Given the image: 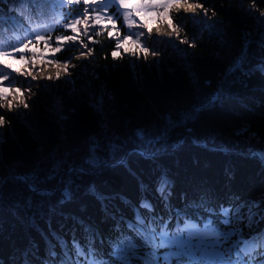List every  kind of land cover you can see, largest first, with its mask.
I'll return each instance as SVG.
<instances>
[{
    "label": "trees",
    "instance_id": "16d2710c",
    "mask_svg": "<svg viewBox=\"0 0 264 264\" xmlns=\"http://www.w3.org/2000/svg\"><path fill=\"white\" fill-rule=\"evenodd\" d=\"M201 2L209 12L206 16L198 12L191 21L189 41L194 47L187 43L170 46L158 59L149 56L147 61L127 54L114 60V44L102 35L99 44H89L95 49L92 98L69 87L58 88L52 95L38 96L32 110L15 116L11 127L2 130L0 175L8 176L9 183L0 195V258L6 264H43L49 248L57 245L60 250L59 241L71 244L75 236L84 243L91 238L86 227L96 233L95 243H107L121 222L128 231L127 222H134L139 202L145 198L158 216H164L168 209L155 191L162 173L173 182L169 200L173 211L193 207L201 200L212 205L227 203L242 208L244 216L239 223L246 225L250 208L256 231L264 232L260 220L264 162L258 155L264 150V75L254 67L264 56V27L259 23L264 0H255V7L252 0ZM26 8L17 0H4L0 18H19ZM83 8V2L65 5L51 14L53 39L70 34L54 20L63 13L66 23L80 16ZM245 39L250 46L244 68L253 69L254 74L249 77L237 72L219 102L183 119L223 83L221 74L240 54ZM15 42L16 35L6 29L0 35L2 47ZM68 47L70 50L56 58L63 61L79 54L78 45ZM32 51L50 55L43 44ZM169 117L174 126L157 145L154 159L131 157L125 167L108 158L107 165L83 178L71 200L63 204L59 197L45 200L39 211L35 202L31 210L24 206L30 194L11 180L13 174L46 165L50 153L83 145L102 129L125 137L138 127L160 129ZM242 127L248 132L238 135ZM140 181L147 191L141 189Z\"/></svg>",
    "mask_w": 264,
    "mask_h": 264
},
{
    "label": "snow or ice",
    "instance_id": "6c2138e0",
    "mask_svg": "<svg viewBox=\"0 0 264 264\" xmlns=\"http://www.w3.org/2000/svg\"><path fill=\"white\" fill-rule=\"evenodd\" d=\"M17 2L27 5L19 18H0V35H3L5 29L16 35L14 44L0 46V136L6 126L11 127L14 116L23 114L21 109L27 112L34 108V97L38 92L33 89L38 86L31 81L43 79L56 83L67 78V83H74L71 79L72 70L78 65L73 64L72 60L91 58L95 49L89 47V44H99L98 38L102 35L114 44L111 50L114 60L127 54L147 61L149 56L159 58L162 55L159 50L151 47L154 30L161 32L166 29L169 36L174 35L181 44L187 43L189 47H194V42H190L187 35L180 38L185 32L187 19L189 15L198 12L205 16L209 12L201 0ZM81 2L84 8L80 16L64 23L61 13L54 20L56 26H62L70 34L62 33L53 39L54 28L49 24L51 14L57 9L62 10L65 5H80ZM38 5L41 6L39 9ZM252 6L255 7V0H252ZM112 8L115 11H111ZM260 17L262 19L259 23L264 27V11L260 12ZM40 44L50 55L32 51L33 47ZM125 44L134 45L135 48L124 47ZM69 45H78L79 55L63 61L57 59L58 54L70 50ZM249 46V40L245 39L240 54L222 72L223 83L186 113L183 119H190L192 115H198L219 102L229 90L237 72L246 73L249 77L254 74L253 69L244 68ZM38 64L41 67L38 68ZM254 67L255 71L264 75V56ZM49 68L54 71H49ZM17 77L23 79L17 80ZM25 81L28 83L25 84ZM5 112L13 115H5ZM173 126L169 117L160 129L138 127L125 137H117L110 129H102L99 134L89 136L83 145L50 153L46 165L34 167L24 174H13L11 180L22 185L30 194L24 202V206L30 210L35 202L39 211L43 201L54 197H59V202L63 204L72 199L73 192L84 177L94 174L109 163L108 158L125 167L131 157L154 159L158 152L157 145L166 140ZM247 132L248 129L242 127L237 134ZM258 155L264 162V150ZM8 183L9 177L0 175V195ZM139 184L142 190H148L143 181ZM172 184L166 173L157 177L155 191L168 209L164 216H158L154 212L155 206L146 198L142 199L136 209L134 222H127L128 231L124 230L121 222L107 243L101 240L97 244L94 242L96 233L91 227H86L85 231L91 238H86L84 243L75 236L71 238V244L59 241L60 250H57V245L49 248L43 264H264V232L256 231V221L250 208L246 225L239 223L244 216L242 208L231 207L227 203L212 205L201 200L193 207L173 211L169 203ZM260 220L264 221V212L260 213ZM0 264H6L4 259L0 258Z\"/></svg>",
    "mask_w": 264,
    "mask_h": 264
},
{
    "label": "rangeland",
    "instance_id": "374dc122",
    "mask_svg": "<svg viewBox=\"0 0 264 264\" xmlns=\"http://www.w3.org/2000/svg\"><path fill=\"white\" fill-rule=\"evenodd\" d=\"M155 17H153V20ZM194 19V15H190L187 19V25L185 28V32L181 35V39L184 38L185 35L190 36L191 32V21ZM163 26V25H162ZM153 27L155 28V25L153 24ZM156 35V36H155ZM155 35H152V43L151 47L153 49L159 50L161 53H163L168 47H175L178 45H183L179 42V40L173 35L169 36L168 31L166 30V34H159L158 32L155 33ZM163 41V42H162ZM132 47H129L130 49H134V45H131ZM79 55V54H77ZM76 56V55H74ZM94 56H92L89 59H80V60H72L73 64L78 65V67L73 71V75L71 79L74 81V83H67V78L65 80L57 81L56 83L48 82L43 79H38L37 81H31L33 85H37L38 87H34V91L38 92V95L34 97V102L37 103L38 96L48 93L52 95L58 88L63 87H69V89L73 90L75 93L80 94L82 96H86L87 98L93 97V84L95 82V78L93 76L91 65H92V59ZM151 58H154L151 56ZM150 58V59H151ZM158 59V58H154ZM41 67V65L38 64V68ZM49 71H54V69L49 68ZM23 78L17 77V80H21ZM28 81H25V84H27ZM31 102V101H30ZM23 114L25 111L23 109L20 110ZM6 115L12 116L13 114L5 112ZM22 114V115H23ZM18 117H21L19 115ZM15 118V116L13 117Z\"/></svg>",
    "mask_w": 264,
    "mask_h": 264
},
{
    "label": "bare ground",
    "instance_id": "6f19581e",
    "mask_svg": "<svg viewBox=\"0 0 264 264\" xmlns=\"http://www.w3.org/2000/svg\"><path fill=\"white\" fill-rule=\"evenodd\" d=\"M181 15L183 16V13H181ZM190 16V15H189ZM163 28V26H161ZM155 29V28H154ZM156 31H153L152 35H155ZM159 34H166V29H163L161 32H158ZM156 36V35H155Z\"/></svg>",
    "mask_w": 264,
    "mask_h": 264
}]
</instances>
